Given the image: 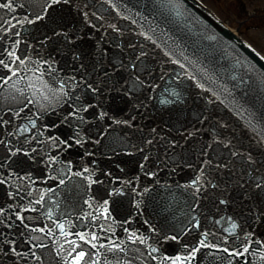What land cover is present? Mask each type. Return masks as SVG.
Masks as SVG:
<instances>
[{"label":"water","instance_id":"1","mask_svg":"<svg viewBox=\"0 0 264 264\" xmlns=\"http://www.w3.org/2000/svg\"><path fill=\"white\" fill-rule=\"evenodd\" d=\"M88 4L93 3L87 0H0V48L3 50L0 52V264H32L33 257L28 255L10 257L8 253L14 248L10 250L9 234L15 235L12 244L17 246L16 254L32 252L34 255L48 248L43 257L50 262L53 261L51 253L57 250L52 235L67 236L66 232L73 249L82 252L75 264L90 261L123 264L120 256H125L124 264H264L262 89L249 86L243 101L236 103L226 96L230 102L218 104L217 112L211 111L205 94L212 84L204 80L207 88L198 86L193 77L204 68V72L213 75L212 80L224 82L232 69L220 56L203 53L199 59L205 65H193L191 80L183 87L189 96L186 99L181 95L172 96L180 88L169 84L170 73L148 62L162 63V52L134 37L133 31H130L133 34H117L111 28L121 26V22L105 14L98 5L91 8ZM12 35L22 38V46L30 44L33 59L24 62L23 51L16 55L18 45L11 41ZM243 52L264 71V64L249 51ZM119 53L125 56L122 60L118 57L123 67L112 68L107 74L110 81L102 79L104 84L99 89H94L97 80L81 87L73 82V71L81 70L88 76L90 67L86 64L89 62H97L92 76L110 72L109 66L116 64L111 57ZM172 74V80L179 76L177 71ZM148 92L157 96V103L163 100L167 110L157 111L152 103L146 105ZM122 100L125 104L121 106ZM247 101L255 103L256 108L247 109ZM131 102L141 105L142 114ZM108 111L112 115L107 116ZM148 113L153 118L159 115L158 121H151ZM116 115L123 119L120 126H117ZM103 121L109 138L102 127L97 126ZM153 128L157 131L151 132ZM170 128L189 129L191 134L186 133L184 140V135ZM5 133H9V138ZM207 135L216 151L210 159L204 152L210 142L199 140ZM55 138L59 144L57 148L46 146L49 152L62 149L63 157H72L74 150L83 151L89 166L88 171L85 166L79 167V172L72 170L59 189L50 191L49 187L45 188V182L48 180L47 184L55 185V181L45 177L48 160L38 156L35 147L51 144ZM9 139L18 145L16 152L10 149L14 143ZM125 142L142 146H131L135 150L126 153L122 148H130ZM145 145L159 158L168 156L178 164L179 160L189 161L186 173L191 172L189 168L204 171L207 181L200 182L198 187L190 186L194 187V193H200V200L197 203L189 197L188 202L178 205L177 195L184 197L192 188L178 184L173 177L167 185L174 195L169 203L153 196L146 202L142 200V214L150 221L131 205V195L123 186L110 190L113 196L108 210L111 212L104 213L106 202L102 198L107 190H102V184H94L97 182L94 179L100 180L103 175L109 177L110 182L115 179L120 183L117 176L121 182L129 181L133 173L144 166L141 154L148 155ZM68 170L66 164L58 167L64 178ZM81 176L93 182L90 185L94 184L93 194L88 196L97 205L95 216L113 226L125 220L129 233V237L121 234L117 240L120 244L128 241L125 248L116 243L103 251L112 256L106 262H101L106 257L100 251L101 257H98L74 238L85 227L98 228L96 219L82 209L85 185ZM146 177L149 178L145 172H138L132 177V186L139 188L138 182ZM130 213L146 225L138 224L136 229L132 221L126 220ZM158 213L166 216L165 222L154 217ZM142 237L153 238L152 243ZM22 239L27 240V249L22 246ZM144 248L150 253L146 254ZM85 256L89 259L84 260ZM24 257L29 261L24 263ZM41 258V255L36 256L37 261ZM67 259L72 261L71 257Z\"/></svg>","mask_w":264,"mask_h":264},{"label":"rangeland","instance_id":"2","mask_svg":"<svg viewBox=\"0 0 264 264\" xmlns=\"http://www.w3.org/2000/svg\"><path fill=\"white\" fill-rule=\"evenodd\" d=\"M231 28L264 53V0H202Z\"/></svg>","mask_w":264,"mask_h":264}]
</instances>
